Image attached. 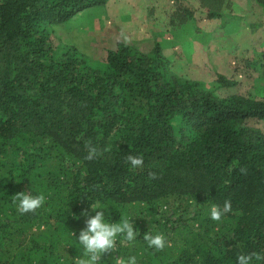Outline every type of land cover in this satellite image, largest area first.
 <instances>
[{
	"label": "trees",
	"instance_id": "obj_1",
	"mask_svg": "<svg viewBox=\"0 0 264 264\" xmlns=\"http://www.w3.org/2000/svg\"><path fill=\"white\" fill-rule=\"evenodd\" d=\"M107 1L0 0V264H72L81 250L66 241L96 201L137 231L101 264H237L240 254L264 264V98L220 91L223 76L213 90L178 76L156 41L147 53L119 41L94 60L55 35ZM169 1L178 20L192 18ZM200 2L213 18L225 0ZM22 191L44 204L21 213ZM225 201L231 211L213 221L210 207Z\"/></svg>",
	"mask_w": 264,
	"mask_h": 264
},
{
	"label": "rangeland",
	"instance_id": "obj_2",
	"mask_svg": "<svg viewBox=\"0 0 264 264\" xmlns=\"http://www.w3.org/2000/svg\"><path fill=\"white\" fill-rule=\"evenodd\" d=\"M181 2L192 18L178 20L169 0H108L77 13L55 35L94 60L119 41L145 53L156 41L178 76L208 90L223 76L231 84L220 91L264 98V9L253 0H225L211 18L200 0Z\"/></svg>",
	"mask_w": 264,
	"mask_h": 264
},
{
	"label": "clouds",
	"instance_id": "obj_3",
	"mask_svg": "<svg viewBox=\"0 0 264 264\" xmlns=\"http://www.w3.org/2000/svg\"><path fill=\"white\" fill-rule=\"evenodd\" d=\"M99 155L95 147H90L87 159L92 160ZM127 160L130 167L133 169L139 168L143 164L141 157L128 155ZM16 206L21 213L35 211L40 208L45 201V196L30 195L27 191H22L14 197ZM91 210L95 211L94 216H90L86 221V228L80 230L78 235L70 233V236L75 235V239L66 241L68 245H76L81 250V255L77 258H72V264H101L102 254L115 251L117 242L121 245L132 243L137 231L129 222L128 215H122L119 222L113 223L111 219L105 217V211L108 204L96 201L90 204ZM231 211V203L225 201L223 206L212 205L208 215L213 221H220L226 213ZM150 248L161 250L165 247L166 241L163 235L146 234L144 237ZM259 254H240L237 256V264H253V260L259 261ZM114 264H138L135 256L117 257L114 259Z\"/></svg>",
	"mask_w": 264,
	"mask_h": 264
}]
</instances>
